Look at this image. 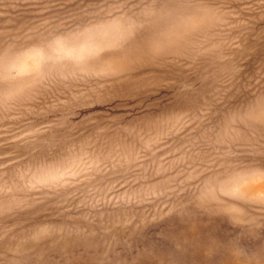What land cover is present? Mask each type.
Segmentation results:
<instances>
[{
	"label": "rangeland",
	"instance_id": "rangeland-1",
	"mask_svg": "<svg viewBox=\"0 0 264 264\" xmlns=\"http://www.w3.org/2000/svg\"><path fill=\"white\" fill-rule=\"evenodd\" d=\"M0 264H264V0H0Z\"/></svg>",
	"mask_w": 264,
	"mask_h": 264
}]
</instances>
